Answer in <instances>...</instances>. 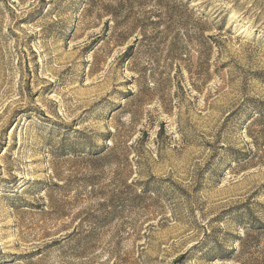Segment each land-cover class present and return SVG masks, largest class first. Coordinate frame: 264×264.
<instances>
[{
	"label": "rangeland",
	"instance_id": "rangeland-1",
	"mask_svg": "<svg viewBox=\"0 0 264 264\" xmlns=\"http://www.w3.org/2000/svg\"><path fill=\"white\" fill-rule=\"evenodd\" d=\"M253 223L264 0H0V264H264Z\"/></svg>",
	"mask_w": 264,
	"mask_h": 264
},
{
	"label": "trees",
	"instance_id": "trees-1",
	"mask_svg": "<svg viewBox=\"0 0 264 264\" xmlns=\"http://www.w3.org/2000/svg\"><path fill=\"white\" fill-rule=\"evenodd\" d=\"M264 235V225L253 223L250 230H247L242 237H240V245L246 246V244L251 240V242L257 241ZM240 260V258L238 257Z\"/></svg>",
	"mask_w": 264,
	"mask_h": 264
}]
</instances>
